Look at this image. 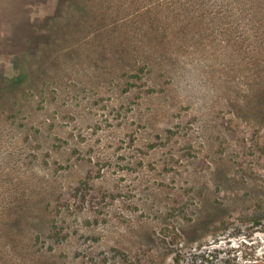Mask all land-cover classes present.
<instances>
[{
	"label": "rangeland",
	"instance_id": "obj_1",
	"mask_svg": "<svg viewBox=\"0 0 264 264\" xmlns=\"http://www.w3.org/2000/svg\"><path fill=\"white\" fill-rule=\"evenodd\" d=\"M0 88V264H264V0H0Z\"/></svg>",
	"mask_w": 264,
	"mask_h": 264
},
{
	"label": "trees",
	"instance_id": "obj_2",
	"mask_svg": "<svg viewBox=\"0 0 264 264\" xmlns=\"http://www.w3.org/2000/svg\"><path fill=\"white\" fill-rule=\"evenodd\" d=\"M18 80H19V78H17V77H5V78H3V84L4 83H6V84H9L10 86H15V85H17V83H18ZM2 89L0 88V91H1Z\"/></svg>",
	"mask_w": 264,
	"mask_h": 264
}]
</instances>
